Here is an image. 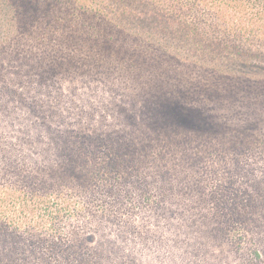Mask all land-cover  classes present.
I'll use <instances>...</instances> for the list:
<instances>
[{
    "label": "trees",
    "instance_id": "1",
    "mask_svg": "<svg viewBox=\"0 0 264 264\" xmlns=\"http://www.w3.org/2000/svg\"><path fill=\"white\" fill-rule=\"evenodd\" d=\"M146 213L180 259L264 218V0H0V264H135Z\"/></svg>",
    "mask_w": 264,
    "mask_h": 264
},
{
    "label": "rangeland",
    "instance_id": "2",
    "mask_svg": "<svg viewBox=\"0 0 264 264\" xmlns=\"http://www.w3.org/2000/svg\"><path fill=\"white\" fill-rule=\"evenodd\" d=\"M233 178L236 179L237 176ZM236 188L238 189L239 186ZM216 190H213V194L221 196L222 193L216 192ZM216 206V199H209L207 203L198 206L199 215L206 210L208 222L205 226L207 227L213 226V221L217 217L214 215ZM145 218L144 222L147 226L144 229L143 240L139 236V224L136 225V230L133 231L131 237L135 264H139L138 252L142 251L143 264H264V218L261 216L257 217L258 221L255 223H237L229 228L222 226L219 234L200 238L198 242L202 249L192 253L188 259H180L178 254L175 256V250H171L172 253H170L166 240H169L168 243L174 249L177 245V237L174 233L168 232L167 234V231L156 233L155 230L148 227L147 223L153 222V218L149 217L147 213ZM241 231L247 232V234H241ZM159 235H161L160 238ZM257 248L261 251L260 257L254 259V250ZM6 250L5 244L0 243V255L4 254ZM158 252L159 254H157Z\"/></svg>",
    "mask_w": 264,
    "mask_h": 264
}]
</instances>
